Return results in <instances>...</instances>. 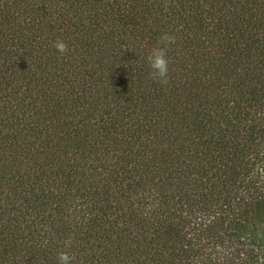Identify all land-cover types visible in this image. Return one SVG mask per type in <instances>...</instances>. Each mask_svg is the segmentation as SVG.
<instances>
[{
  "label": "trees",
  "instance_id": "trees-1",
  "mask_svg": "<svg viewBox=\"0 0 264 264\" xmlns=\"http://www.w3.org/2000/svg\"><path fill=\"white\" fill-rule=\"evenodd\" d=\"M62 251L264 264V0H0V264Z\"/></svg>",
  "mask_w": 264,
  "mask_h": 264
},
{
  "label": "clouds",
  "instance_id": "clouds-1",
  "mask_svg": "<svg viewBox=\"0 0 264 264\" xmlns=\"http://www.w3.org/2000/svg\"><path fill=\"white\" fill-rule=\"evenodd\" d=\"M168 5L165 4V8ZM175 43V37L167 33L163 34L158 41V44L151 48L147 54V62L150 68V77L159 82L162 85L168 84V74H169V58L167 55V46ZM54 47L60 53L67 51V45L62 40H56L54 42ZM70 246V241H67L65 247ZM58 264H71L72 257L69 256L67 252H60L57 256Z\"/></svg>",
  "mask_w": 264,
  "mask_h": 264
}]
</instances>
